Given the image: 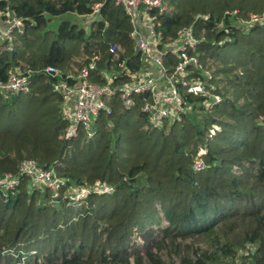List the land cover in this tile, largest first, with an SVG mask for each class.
I'll return each instance as SVG.
<instances>
[{
  "label": "trees",
  "instance_id": "16d2710c",
  "mask_svg": "<svg viewBox=\"0 0 264 264\" xmlns=\"http://www.w3.org/2000/svg\"><path fill=\"white\" fill-rule=\"evenodd\" d=\"M164 1L166 12L146 11L162 42L191 27L222 102L205 112L204 98L188 95L181 122L152 127L138 105L114 98L91 135L66 138L60 96L40 72L66 76L94 61L100 84L120 62L137 72L130 18L114 0H0V21L9 11L23 23L0 40V85L15 69L31 73L27 93L0 89V178L33 159L65 182L58 202L26 177L14 195L0 193V264H234L241 251L244 264H264V21L255 22L264 0ZM96 7L88 30L68 20L49 27ZM201 150L205 168L195 171ZM95 183L113 192L65 198L68 187Z\"/></svg>",
  "mask_w": 264,
  "mask_h": 264
},
{
  "label": "built area",
  "instance_id": "2783aa9c",
  "mask_svg": "<svg viewBox=\"0 0 264 264\" xmlns=\"http://www.w3.org/2000/svg\"><path fill=\"white\" fill-rule=\"evenodd\" d=\"M114 3L123 7L130 18L132 30L129 36L134 40L135 51L140 55L141 68L130 73L124 68V62L117 63L118 70L105 74L106 82L103 84L91 80L94 61L82 65L75 74L66 76L53 67H47L40 72L52 78V89L60 96L63 117L67 122L66 138L76 137L80 130L91 135L90 129L100 115L111 113L109 101L114 98L127 110L138 105L152 127L181 122L190 111L188 95L204 98L202 107L205 112L213 110L222 102L219 96L211 93V72L202 63L199 41L192 28H180L172 40L162 42L156 31V22L146 11L155 9L159 13L166 12L164 0H114ZM97 11L98 7L94 14ZM3 15L5 19L2 21L4 27L0 29V40H11L13 30L21 31L23 23L9 11ZM109 52L116 56L118 47L111 46ZM30 76V72L24 73L15 69L9 80L0 85V89L3 92L27 93L30 91ZM119 77L128 80L115 81ZM202 153L203 150L194 160L195 171L205 168L200 156ZM21 177H26L31 187L50 190L52 199L58 202L64 180L56 176L53 168H44L33 159L21 161L18 174H5L0 178V193L5 199L14 195ZM112 192L111 188L100 183H95L92 187L71 186L67 188L65 198L80 203L90 193L100 195ZM239 264H244L241 259Z\"/></svg>",
  "mask_w": 264,
  "mask_h": 264
},
{
  "label": "rangeland",
  "instance_id": "374dc122",
  "mask_svg": "<svg viewBox=\"0 0 264 264\" xmlns=\"http://www.w3.org/2000/svg\"><path fill=\"white\" fill-rule=\"evenodd\" d=\"M65 20H68V21H70V22H72V23H76L79 27H83L85 30H88L89 29V20L88 19H86V18H83V17H78V16H76V15H72V14H66V15H63V16H59V17H55V18H53L52 19V21H51V23H50V25H49V27L50 28H52V29H55L56 28V26L60 23V22H62V21H65ZM262 21H264V18H262V19H257L255 22H258V23H260V22H262ZM248 23H244V25H247ZM92 134V133H91ZM161 218V219H160ZM154 219H156L157 221H158V223H162V219H163V217H162V215H157L156 216V218H154ZM146 221V225H151V224H153V226L155 227L156 225L155 224H157V223H151L150 221L151 220H149V219H146L145 220ZM148 227V226H147ZM142 227H140V226H137L135 229H134V232H133V236H132V238H134V239H136V240H141V233H142ZM245 254V252L244 251H241L240 253H239V256H238V258H237V260L235 261V263L234 264H239V262H240V255H244Z\"/></svg>",
  "mask_w": 264,
  "mask_h": 264
},
{
  "label": "crops",
  "instance_id": "0c3cea01",
  "mask_svg": "<svg viewBox=\"0 0 264 264\" xmlns=\"http://www.w3.org/2000/svg\"><path fill=\"white\" fill-rule=\"evenodd\" d=\"M78 17H80V16H78ZM83 18H86V19H88V20H91L90 18H88V17H83ZM95 18V17H94ZM4 26H3V24H2V22L0 21V29H2Z\"/></svg>",
  "mask_w": 264,
  "mask_h": 264
},
{
  "label": "water",
  "instance_id": "95a60500",
  "mask_svg": "<svg viewBox=\"0 0 264 264\" xmlns=\"http://www.w3.org/2000/svg\"><path fill=\"white\" fill-rule=\"evenodd\" d=\"M94 17H96V14H93V15L90 17V19L93 20Z\"/></svg>",
  "mask_w": 264,
  "mask_h": 264
}]
</instances>
